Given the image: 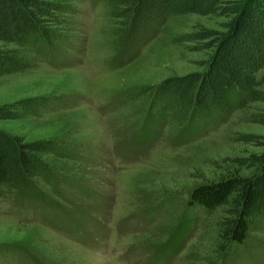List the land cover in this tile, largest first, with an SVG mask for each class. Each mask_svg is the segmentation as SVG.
I'll use <instances>...</instances> for the list:
<instances>
[{
  "label": "rangeland",
  "instance_id": "374dc122",
  "mask_svg": "<svg viewBox=\"0 0 264 264\" xmlns=\"http://www.w3.org/2000/svg\"><path fill=\"white\" fill-rule=\"evenodd\" d=\"M74 5L82 45L76 64L41 62L0 77V105L72 94L70 107L40 117L0 119V129L23 141L63 140L78 155L76 160L43 156L66 177L57 186L60 195L36 179L57 210L22 196L0 198V264H264V231L251 234V248L237 250L228 243L220 250L218 222L225 208L207 212L187 204L199 184L252 172L233 160L264 152V125L251 117L264 113V102L236 110L194 141L177 146L160 141L133 160L141 151L134 132L142 106L117 99L127 89L202 71L199 61L207 53L172 43L170 34L197 26L220 30L225 19L196 13L172 17L135 59L113 68L108 60L115 25L100 5ZM256 77L264 90V67ZM180 228L186 231L179 245L167 259L157 258Z\"/></svg>",
  "mask_w": 264,
  "mask_h": 264
},
{
  "label": "trees",
  "instance_id": "16d2710c",
  "mask_svg": "<svg viewBox=\"0 0 264 264\" xmlns=\"http://www.w3.org/2000/svg\"><path fill=\"white\" fill-rule=\"evenodd\" d=\"M85 1L102 6L115 25L108 60L113 68L135 59L148 42L164 32L172 17L196 13L225 19L220 30L197 26L191 32L170 34L172 43L207 53V58L199 61L202 71L127 89L117 97L124 104L136 101L142 106L134 132L141 151L133 160L144 157L160 141L168 146L194 141L227 121L236 110L264 102V90L256 77L264 67V0H0V77L35 68L41 62L55 67L76 64L82 45L76 20L79 10L74 3ZM74 102L72 94L24 97L1 104L0 119L40 117ZM251 117L264 125V113ZM45 155L78 158L66 141H23L0 129V198L22 196L44 209L57 210L37 187L36 179L60 195L57 186L64 184L66 177L43 158ZM233 161L252 172L199 184L187 199L188 206H201L207 212L225 208L218 222L220 250L228 243L237 250L251 248V234L264 231V152ZM185 229H177L174 242H168L157 258L167 259L172 254Z\"/></svg>",
  "mask_w": 264,
  "mask_h": 264
}]
</instances>
